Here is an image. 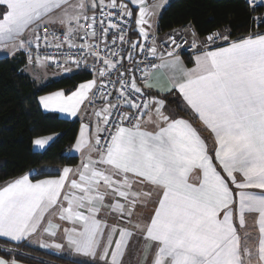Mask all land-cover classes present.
Returning a JSON list of instances; mask_svg holds the SVG:
<instances>
[{"label": "snow or ice", "instance_id": "snow-or-ice-1", "mask_svg": "<svg viewBox=\"0 0 264 264\" xmlns=\"http://www.w3.org/2000/svg\"><path fill=\"white\" fill-rule=\"evenodd\" d=\"M131 3L138 8L135 29L122 26L123 17L129 24L133 17L123 0H0V45L11 44L13 54L29 50L31 63L33 41L37 49L41 39L46 47H62L51 28L59 23L63 42L89 55L95 47V60L105 66L99 77L117 71V80L110 82L120 85L117 103L107 99V84L97 87L95 77L70 95L57 91L40 97L45 109L73 117L85 102L94 108L99 97L105 104L93 113L95 133L90 124H81L75 148L87 154L75 170L64 167L58 178L35 182L24 175L0 188V237L55 250L66 247L90 264H131L125 256L140 245L137 251L144 255L137 264H264V33L231 39L226 30L198 42L195 30L186 29L196 50L194 67L187 68L175 50L167 52L168 59L157 55L154 18L164 3ZM104 8L116 11L105 14ZM97 9L104 19L97 21ZM41 28L48 34L43 38ZM130 30L139 39L132 41ZM77 33L85 43L77 45ZM90 38L100 43L92 45ZM117 40L130 45L128 59L137 49L144 56L127 68L131 79L117 68L120 61L109 58L108 53L117 54ZM169 41L181 47L174 37ZM101 43L107 52L99 50ZM119 51L122 55L124 49ZM70 63L80 64L75 57ZM141 64L143 87L135 78ZM148 65L164 73L168 87L153 82ZM144 89L179 93L183 104L177 110L194 114L211 133L214 159L190 121L169 112L165 98ZM34 143L43 147L47 141ZM193 175L197 183L191 182ZM104 208L110 211L101 216ZM253 213L259 232L255 251L246 246L248 234L242 240L236 226L244 229L246 214ZM112 214L121 223L110 226ZM45 235H60L62 243H47ZM0 264L16 261L0 258Z\"/></svg>", "mask_w": 264, "mask_h": 264}, {"label": "trees", "instance_id": "trees-1", "mask_svg": "<svg viewBox=\"0 0 264 264\" xmlns=\"http://www.w3.org/2000/svg\"><path fill=\"white\" fill-rule=\"evenodd\" d=\"M261 10L250 9L243 0H172L158 18L157 33L191 25L201 38L227 30L230 38L235 39L254 31L252 16ZM26 62L22 53L0 58V184L31 169L73 167L78 161L77 157L67 154L75 140L78 122L43 113L37 99L58 90L70 93L79 84L91 80L90 75L75 72L38 83L24 74ZM173 104L177 109L176 101ZM177 111L196 124L190 115ZM49 135H57V139L45 151L34 152V139ZM51 176L55 174H41L34 179ZM0 256L25 264H81L33 249L23 242L1 239Z\"/></svg>", "mask_w": 264, "mask_h": 264}, {"label": "crops", "instance_id": "crops-1", "mask_svg": "<svg viewBox=\"0 0 264 264\" xmlns=\"http://www.w3.org/2000/svg\"><path fill=\"white\" fill-rule=\"evenodd\" d=\"M105 1H107V0H105ZM171 1L172 0H146V4L149 5V6H151L154 3L155 4L164 3V7L163 8L157 9L158 17L154 18V21H155V25H154L155 34H158L157 33L158 18L160 16L161 12L169 5V3ZM72 2L75 3L76 0H72ZM117 2L119 3L120 0H117ZM123 2L126 3L129 6V8L133 10L132 19L135 21V17L138 15L137 6L133 5L131 3V0H123ZM58 12H59V10H58ZM58 12H57V14H58ZM91 12L92 11H89L88 15H90ZM82 21L83 20H81V22ZM51 28L56 30V31L62 32V33L64 31V29L62 28V26L59 23L51 25ZM186 29L191 30V29H193V27L191 25H187L185 27H179V28L173 29V30H171L169 32H166V33H163V34H158V35L161 38H165V37H168V36H171L173 34L181 32V33H185L190 38V40L192 41V36L190 35V31H185ZM134 32H135L134 33L135 35H139L138 32H136V31H134ZM218 32H220V31H218ZM250 34L255 35L252 32H250L249 34L244 35L242 37H246V36H248ZM25 35L27 36V35H30V34L26 33ZM79 35H80V33H77L76 34V38H78ZM242 37H239V38H242ZM239 38H235V39H239ZM204 39H205V37H202V38L198 37V42L199 41H204ZM22 51L23 50H19V51H16L15 54H13L12 45L11 44H9L8 47H6V48L3 47V45H0V58H2V57H12V56H14V55H16L18 53H21ZM157 55L158 56H164L165 59H168L167 55H162L159 52L157 53ZM179 56H180L181 61H183L185 67H187V68L194 67V55H192L190 57L182 56V55H179ZM34 61L35 60H32L31 63H29V61L26 62V65L23 67L24 74H26V70L28 68H30L32 71L35 70L36 65H35ZM159 63H160V61L158 62V64ZM150 73L152 74L151 78H152L154 83L158 84L159 86L165 87V88L169 86V81H168V79L166 78V76L164 75L163 72L159 71L158 69H153V70L150 71ZM83 83H85V82H83ZM76 88L74 90H72L71 92L75 91ZM58 91H62V90H58ZM144 91L146 93H149L151 96H155V97H158V98H165L167 110L169 112H174V114L176 116H180V114L178 113L175 105L174 104L172 105V101H176V105L177 104L178 105H182L183 104L182 98L179 97V93H176L175 95H173L172 93H164V94H162V93L158 92L156 89H152V90L144 89ZM55 92H57V91H55ZM55 92H52L50 94H46V95H43V96L51 95V94H54ZM71 92L70 93H65L64 92V93L66 95H70ZM40 97L37 99V103H38V106L42 110L43 113L57 114L59 117H62V118L67 119L69 121H77L78 122V129H77L75 140H74L72 146L70 147V149L67 152L68 155L75 156L78 159L77 164L75 166L69 167V168H72L73 170H75L81 164L82 160L85 158V155L87 154L86 150H84V155H82V153L81 152H77L76 148H75L76 141H77V139L79 137V133H80V129H81V124L82 123L90 124L91 125V129H92V133H95L96 117L94 116L93 113H94L95 110H98L99 108L103 107L105 102H101V103L95 104L94 108L90 107L89 105L86 106L85 104L81 105L80 112L76 116L73 117V116H69V115H67L65 113H61V112H58V111H50V110L45 109L39 103ZM190 116L195 120L196 124H194L192 122H190V123L193 125V127L195 129L198 130V132L201 134L202 138L206 141L207 146H208V148L210 150V154L212 155V157L214 159V157H215V153H214L215 145H214V139H213L211 133L206 128H204L202 123L199 121L198 117H196L194 114H192ZM37 139L46 140L47 143H45V145L43 147H40L39 145H36L34 143V141L37 140ZM56 139H57V135H49V136L39 137V138L34 139L33 146H32L34 152H43V151H45L48 148V146L50 144H52ZM63 168L64 167H48V166L45 167L44 166V167L31 169V170L27 171L26 173H24L23 175H21V176H19L17 178H14L12 180H9V181H6V182L0 184V188H3L8 183H11L12 181H14V180H16V179H18V178H20V177H22L24 175H28L30 180H32L33 182H35L36 180H43V179H55V178H58L60 173H62ZM220 171H222V169ZM41 174H55V176L34 179L35 177H38ZM191 182H193V183H197L198 182V178H197L196 175H193L191 177ZM229 183H230V181H229ZM256 191H258V190H256ZM113 202H115V200H113ZM109 211L110 210L108 208H104L102 210L101 216H103L104 213H108ZM113 217H115V214H112V216L108 217V219L110 220V226H111V223H121L120 221H118L117 219H114ZM245 220H246V226H245L244 229H240L239 228L238 222H237L236 226H237V228L239 230V233H240V236H241L242 240H243V237H244L245 233L248 234L249 240H248V243H247L246 246L248 248H251L253 251H255V249L257 247V244H258V236H259L258 225L256 224V214H254V213L253 214H246ZM0 239L4 240V241H8L6 238H3V237H0ZM34 239L35 238H33V240ZM44 240L47 243H62V237L60 235H58L56 238H50V237H47L45 235L44 236ZM8 242L17 243V242H13V241H8ZM22 242L26 243L28 246H30V247H32L34 249L47 251V252H50L51 254H55V255H58V256L65 257V258H67L68 260H70L72 262L81 263V264H90V260L89 259L81 257V256H78V255L72 253L66 247L63 248L62 250H55V249H52V248H42V247L39 246V243H37V242H32V241H22ZM138 247H142V245L133 247L130 250V252L125 256V260L126 261H131V264H137V260L143 258L144 253L142 251L138 252L137 251ZM0 258H3V257L0 256ZM11 260H13V259H11ZM16 264H25V263H21V262L16 261Z\"/></svg>", "mask_w": 264, "mask_h": 264}, {"label": "built area", "instance_id": "built-area-1", "mask_svg": "<svg viewBox=\"0 0 264 264\" xmlns=\"http://www.w3.org/2000/svg\"><path fill=\"white\" fill-rule=\"evenodd\" d=\"M245 3H247V5L249 6L250 9L254 10L257 8H262V10L260 12H254L253 13V21H254V31L252 32L253 34L256 33H263L264 32V0H243ZM104 13H108L109 11H113L115 12L116 10H109L108 8H104ZM96 18L97 21L104 19V16L100 15V10L97 9L96 10ZM93 15V12L90 13L89 16ZM123 20L125 21V23L122 25L125 28H131L134 29L135 28V21L133 19H131V23L129 24V18L128 17H123ZM81 23H85L84 21H82ZM97 30H99V23H97L96 25ZM56 31V30H55ZM84 32H87L88 29L87 27H85L83 29ZM57 35L60 36L61 40L60 42L62 43V47L57 49L54 46H49L46 47L45 43L43 41V39H41V41H39V48L37 49L36 41H33V44L29 47L30 49V54L32 57V60H36L37 58V54H39L40 60H44L47 63L48 68L51 71H62L65 69H70L69 71L71 73H75V72H84L90 75L91 80L95 77L96 78V82H97V87L100 86L101 83H105L107 84V88L105 89L104 95L107 96V99L112 101V103H117V94L115 92L116 89H118L120 87L119 83L115 84V87H113V84L110 81H116L117 80V71H111L108 75H106L103 78L99 77V69L105 67L103 65L102 60L101 61H96L95 60V55L94 53L97 51V49L94 47L92 49L93 51V55H89L88 51L85 50L83 52H81L78 48H69L67 46V43L63 42V33L56 31ZM218 32V31H215ZM134 31H129L128 32V37L131 38L132 41H136L137 39H139V35H135ZM213 33V32H212ZM39 35L43 38L45 35H48L47 33H45L43 31V29L41 28L39 31ZM190 35H191V31H190ZM172 37H174L178 43H180L181 47L179 49H175L174 45H171L170 41L168 43H165V41H167V38L169 37H165V38H161L158 34H155V38H156V42H157V53H161L162 55H167V52L169 50H175L179 55L182 56H192L194 55V53L196 52L195 49H193L191 47L192 41L190 40V38L185 34V33H176L171 35ZM192 36V35H191ZM80 35L78 36V38H76L75 42L77 43V45L83 44L85 43V41L81 40ZM207 36H205L206 38ZM205 40V39H204ZM90 42L92 45H96L98 43H100V41L98 39H91L90 38ZM150 42V41H149ZM49 43L54 45L56 43V41H53L51 39V37L49 36ZM107 43L111 44L112 43V36L111 34L107 37ZM216 45H213L212 48H215ZM123 48V54H120L119 49ZM130 48V45L125 44V45H121L120 41L117 40L116 42V49H117V54L116 55H112L111 53H108L109 58L113 59V60H117L120 61V64H117V68L120 69L121 71L125 72V78L127 79H131L132 78V73L127 71V68L130 67L133 64V61H142L144 59L143 54H141L139 52V49H137L135 52L132 53V59H128V49ZM104 52H107L108 50L105 49L103 47V44H100V49ZM211 50V49H210ZM25 58L26 61H29V50H23L21 52ZM46 57L48 58H54V59H45ZM72 57H75V59L79 60L80 64L79 67H77L74 64L70 63V60ZM66 58L69 60V63H65ZM57 62L59 63L60 66H57ZM157 64L159 62V60L155 61ZM123 65L124 67L121 68L120 65ZM145 65L141 64L140 68L135 70V78L137 79V82L139 84V86L143 87V84L140 82L141 80V76H142V71L140 69L144 68ZM149 72L151 70H153L151 68L150 65L147 66ZM95 90V89H94ZM108 93H113L112 95H108ZM133 99H136V97H132ZM101 102H105L102 98H97L95 101V104L101 103ZM137 103H139V100L136 101ZM86 106H88V103H85ZM127 123V122H125ZM103 133H101V136L103 137Z\"/></svg>", "mask_w": 264, "mask_h": 264}, {"label": "rangeland", "instance_id": "rangeland-1", "mask_svg": "<svg viewBox=\"0 0 264 264\" xmlns=\"http://www.w3.org/2000/svg\"><path fill=\"white\" fill-rule=\"evenodd\" d=\"M97 2H98V0H97ZM105 2L107 3V1H105ZM34 62H35V65H36L35 70L32 71L30 68H28L26 70V74L33 81L38 82V83H44V82H46L48 80L59 79V78H62V77H65V76H68L69 74H71V72L69 70L51 71L48 68L47 63L44 60H40L39 65L36 63V60ZM24 244H26V243H24ZM12 251H14V250H12ZM44 252L50 253V252H47V251H44Z\"/></svg>", "mask_w": 264, "mask_h": 264}, {"label": "water", "instance_id": "water-1", "mask_svg": "<svg viewBox=\"0 0 264 264\" xmlns=\"http://www.w3.org/2000/svg\"><path fill=\"white\" fill-rule=\"evenodd\" d=\"M113 96V95H112Z\"/></svg>", "mask_w": 264, "mask_h": 264}]
</instances>
